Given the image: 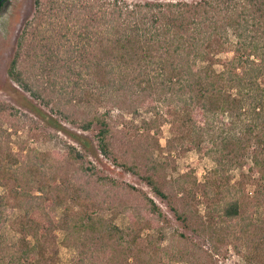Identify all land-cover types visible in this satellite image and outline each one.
<instances>
[{
  "label": "trees",
  "instance_id": "obj_1",
  "mask_svg": "<svg viewBox=\"0 0 264 264\" xmlns=\"http://www.w3.org/2000/svg\"><path fill=\"white\" fill-rule=\"evenodd\" d=\"M56 1L36 0V4L41 10L46 3L50 17ZM73 7L79 14L69 16L78 28H69L67 21L61 35L73 30L80 45L71 53L53 46L46 14L41 13L25 24L11 61V79L80 129L99 126L101 153L145 181L169 202L178 220L193 227L198 214L185 199L194 193L185 178L169 179V163L155 159L149 149L136 148L133 158H128L112 140L114 108L152 113L153 120H143L144 126L169 122L188 147L215 163L214 179L205 182L202 195L216 238L224 242L232 237L237 246L259 254L264 248V0L132 5L92 0L84 9L74 3ZM228 46H232V57L217 58ZM64 144L66 157L79 163L83 154L74 145ZM27 164L38 163L27 158ZM49 168L52 173L59 170L57 163ZM245 168L242 179L233 184L231 171ZM80 171L73 179L65 178L64 187L46 182L38 186L39 194L27 192L26 210L35 207L30 214L34 243L27 237L13 244L0 238V264L48 262L38 234H44L49 225L42 218H50L60 206L65 210V241L78 252L72 264H160L161 257L155 254L159 246L152 237L146 246L139 241L142 229L149 227L163 238L160 225L165 216L158 203L143 191H138L140 201L133 202L115 179L88 174L93 170L83 166ZM27 177L33 179V173L29 171ZM248 185L253 190L248 191ZM172 193L186 197L180 203ZM68 200L79 209L68 208ZM91 206L120 209L130 216V225L120 228L97 216ZM259 208L260 220L256 218ZM32 220L36 226L44 223L41 228L32 227ZM4 221L0 214V226ZM256 255L253 260L258 262ZM163 264L168 260L164 258Z\"/></svg>",
  "mask_w": 264,
  "mask_h": 264
},
{
  "label": "rangeland",
  "instance_id": "obj_2",
  "mask_svg": "<svg viewBox=\"0 0 264 264\" xmlns=\"http://www.w3.org/2000/svg\"><path fill=\"white\" fill-rule=\"evenodd\" d=\"M91 1L57 0V6L50 17L46 3L41 6L40 10L36 0H6L1 10L0 210L2 213L0 211V214H3L5 221L0 226V238L8 244H13L27 237L31 243H34L33 232L35 231L30 227V214L33 213L35 207H31L29 211L26 210L24 203L27 199V192L39 194L38 186L46 182L50 185L64 187L67 185L64 179H73V175L81 172L80 166H83L93 170L88 174L108 176L122 184L123 193L127 194L133 202L140 201L138 191H143L158 203L165 216L160 225L163 229V238H158L157 229L149 227L142 229L139 241L141 245L146 246L149 237H152L151 239L159 246V249H155V254L158 255V259L161 257L160 264H163L164 258L168 260V264H264V248L256 255L245 246H237L232 237L224 242L216 238L208 218L207 200L202 195L205 182L214 179L212 171L215 163L210 157H201L196 149L188 147L169 122L160 120L158 125L144 126L143 120H153L152 113L141 110L137 114H132L127 109L114 108L111 122L114 128L112 140L115 149L119 153L127 154L128 158H133L136 148L140 149L143 146L149 149L154 153L155 159L169 163L167 170L169 179L185 178L187 187H193L194 193L187 197H181V194L173 195L172 193L171 195L180 203L185 197L191 202L198 214L193 226L197 230L185 226L178 220L169 202L157 195L145 181L125 171L101 153L97 136L99 126L95 125L88 131L80 129L53 111L51 106L48 107L33 98L11 79L9 75L11 61L27 21L36 19L39 14L45 13L44 21L50 28V42L53 46L71 53L73 48L80 45L79 37L73 31L78 28L77 22L75 19L71 20L69 16L78 10L74 9L73 3L76 4V8L84 9ZM105 1L108 0H100V2ZM120 1L132 5L168 0ZM67 21L69 22L68 27L73 30L66 36H62L61 34L66 30L63 26ZM94 37L96 35L91 33L90 38L93 40ZM231 37L234 40L232 35ZM232 55V46H228L227 50L218 53L217 58L226 60ZM216 68L220 70L222 66L217 64ZM52 76L53 74L49 77ZM57 78L60 79L59 76ZM68 90L70 91L71 87ZM68 106L73 109L72 105ZM159 107L165 109L162 105ZM99 108L104 110L101 106ZM65 142L74 145L83 154V159L79 163L66 157ZM27 158L38 164L28 165ZM51 163H57L59 170L52 173L49 168ZM29 171L33 173L31 180L27 177ZM243 172L246 173L247 168L231 171L233 184L242 179ZM247 189L251 191L253 187L248 185ZM66 206L74 211L79 209L69 200L66 201ZM90 210L94 211L97 216L114 222L120 228L125 229L130 225V216L120 209L111 210L106 207L91 206ZM51 215L50 218L46 216L42 218L49 225L44 228V234H38L45 246V261L48 262L44 264H72L77 260L78 252L74 245L65 241L67 235L63 222L65 210L61 206L57 207ZM262 216L263 211L259 208L256 218L260 220ZM32 221V227L41 228L44 223L41 221L40 225L36 226V222ZM39 232L41 233L42 230L39 229ZM255 255L258 262L253 260Z\"/></svg>",
  "mask_w": 264,
  "mask_h": 264
},
{
  "label": "flooded vegetation",
  "instance_id": "obj_3",
  "mask_svg": "<svg viewBox=\"0 0 264 264\" xmlns=\"http://www.w3.org/2000/svg\"><path fill=\"white\" fill-rule=\"evenodd\" d=\"M5 2H6V0H1L0 1V13H1V10H2L3 6L5 5Z\"/></svg>",
  "mask_w": 264,
  "mask_h": 264
}]
</instances>
